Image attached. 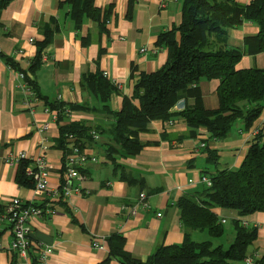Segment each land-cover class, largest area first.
I'll list each match as a JSON object with an SVG mask.
<instances>
[{
	"label": "crops",
	"instance_id": "1",
	"mask_svg": "<svg viewBox=\"0 0 264 264\" xmlns=\"http://www.w3.org/2000/svg\"><path fill=\"white\" fill-rule=\"evenodd\" d=\"M62 1L12 0L1 15L0 211L13 198L35 200L34 186L18 183L19 165L12 161L26 153L29 167H33L36 158L43 154L50 166L48 199L64 188V183L73 192L55 202L57 212L53 216L34 221L32 257L44 246L52 250L51 264H101L109 257L108 238L121 233L126 239V251L145 261L162 244L184 242L178 200L184 195L202 192L207 187L201 181L202 176L211 177L218 167L241 166L251 137L260 128L264 129V112L248 131L237 124L224 140L214 139L204 131L181 144L176 139L187 132L183 123L152 121L148 130L139 135L146 143L142 152L119 159L125 169L106 157L107 144L114 142L107 132L100 131L98 140L84 145L98 161L85 165L81 170L82 179L69 180L64 167L66 151L60 143V125L54 113L46 111L47 102L76 105L88 102L90 107L98 106V101L83 89L81 79L85 73L100 71L107 73L108 80L117 86L110 105L113 110H121L124 97L134 93V78L166 64L169 53L157 45L158 37L181 22L183 0H138L132 17H129V0H96L95 5L109 14L105 31L90 20L77 30L67 10L60 7ZM238 1L249 4L251 0ZM57 25L58 31L44 50L42 63L32 71L30 67L38 55L37 43L45 39L46 29ZM258 32L254 23L246 21L231 32L229 43L243 46L247 36ZM10 60L16 64L15 68ZM251 67L264 68V53L243 56L238 68ZM18 72L28 74L37 83L40 100L34 111L26 105ZM218 85V80L200 83L207 109L219 107ZM185 104L186 101H180L174 110H182ZM62 122L85 123L92 130L99 126L106 129L109 124L104 115L90 111L71 112ZM216 157L217 161L213 160ZM142 193L148 206L140 203ZM133 207H136L134 214ZM213 211L221 220H226V240L232 238L231 222L235 219L257 226L258 237L253 245L261 259L264 212L240 217L235 210L218 207ZM192 235L197 240L209 238L206 231H195ZM94 239L102 241L107 250L94 248ZM12 241L13 234L6 223L0 227V264L18 261L11 250ZM109 264L122 263L113 258Z\"/></svg>",
	"mask_w": 264,
	"mask_h": 264
},
{
	"label": "trees",
	"instance_id": "2",
	"mask_svg": "<svg viewBox=\"0 0 264 264\" xmlns=\"http://www.w3.org/2000/svg\"><path fill=\"white\" fill-rule=\"evenodd\" d=\"M95 1L64 0L60 7L67 10V16L77 30L90 20L105 31L109 14L103 13ZM137 1L129 0V17H132ZM11 2L0 0V28L3 25L2 12ZM246 21L254 23L259 32L247 36L243 46L230 44L231 32ZM56 31L58 25L46 29L45 39L37 43L38 55L30 67L32 71L42 63L44 50L53 42ZM157 45L168 50L166 64L134 78V93L131 97H124L121 110L111 108L110 101L118 89L100 71L85 73L81 79L83 89L98 101V106L90 107L88 102L78 105L47 102L50 110L58 112L65 160L71 150L70 134L84 146L95 141L93 131L107 132L114 143L107 144L106 157L117 167L125 169L119 159L132 158L142 152L146 143L139 135L148 130L152 121L170 123L178 120L183 123L187 132L176 139L181 144L204 131L214 139L224 140L237 124L248 131L264 112V68H238L244 55L264 53V0H251L249 4L238 0H183L181 22L161 33ZM9 62L12 67L16 65L11 60ZM212 80L219 81L220 104L216 109H207L200 83ZM29 81L37 92V83ZM182 100L186 101L185 107L175 111L174 107ZM75 111L104 115L109 124L106 129L99 126L95 127L96 130L81 122L64 124L62 121ZM263 131L260 128L251 137L239 168L218 167L210 177L212 186L180 197L177 208L185 232L183 243L162 244L143 261L126 251V239L121 233H114L108 238L109 257L101 264H109L113 258L122 264H246L247 259L255 258L258 254L253 243L258 237V227L235 219L231 222L232 238L226 240L227 227L213 208L235 210L240 217L264 212ZM213 160L217 161V157ZM18 165V183L34 186L27 175L30 162L24 159ZM195 231H206L209 238L197 240L192 235ZM30 252L33 254L32 249ZM256 263L264 264V253ZM33 264H39L34 255Z\"/></svg>",
	"mask_w": 264,
	"mask_h": 264
},
{
	"label": "built area",
	"instance_id": "3",
	"mask_svg": "<svg viewBox=\"0 0 264 264\" xmlns=\"http://www.w3.org/2000/svg\"><path fill=\"white\" fill-rule=\"evenodd\" d=\"M18 76L22 80L21 87L24 92L26 105L31 111H34L35 105L40 100L39 96L30 83L28 74L18 72ZM104 76L107 77L108 74L105 73ZM46 111L53 112L55 117H58V112L56 110L46 108ZM170 124L173 125L174 122L171 121ZM92 134L95 140L99 139V134L96 131H93ZM68 140L72 143V146L64 164L66 176L69 180L73 178L82 179L81 170L89 161L97 162L98 159L92 156L87 148L82 146L83 143L79 141L75 135L70 134ZM24 159H27V155L26 153H21L18 155L17 159H14L12 162L19 164V162ZM34 164L33 167L27 168V175L34 182L35 200L24 201L20 198H13L8 202L5 209L0 212V227L6 223L9 224L13 234L11 250L15 252L18 257V261H16L15 264H33V257L30 251L33 247L31 233L34 221L38 218L53 216L57 212L55 202L63 196L68 197L73 192L72 188L67 185L64 186L63 190H58V192L53 193L52 198L48 199V195L51 193L49 178L50 166L46 156L42 154L37 157ZM201 181L208 187L212 186V180L208 176H202ZM190 182H194V180H190ZM145 196L144 193L141 194L140 203L148 206V204L145 203ZM134 213H136V207L132 209V214ZM158 215L161 216L162 214L159 213ZM222 221L224 223L226 222L224 219ZM93 246L96 249L107 250L106 246L99 239H94ZM38 250V254L35 257L39 264H51L50 254L52 250L44 246L39 247ZM257 260H259V255L255 258L247 259L246 262L249 264H257Z\"/></svg>",
	"mask_w": 264,
	"mask_h": 264
}]
</instances>
